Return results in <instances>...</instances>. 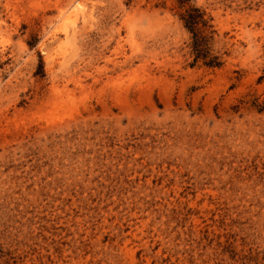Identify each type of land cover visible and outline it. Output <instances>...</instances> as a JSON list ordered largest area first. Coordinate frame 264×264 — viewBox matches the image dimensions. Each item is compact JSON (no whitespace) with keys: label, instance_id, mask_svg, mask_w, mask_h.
Instances as JSON below:
<instances>
[{"label":"rangeland","instance_id":"rangeland-1","mask_svg":"<svg viewBox=\"0 0 264 264\" xmlns=\"http://www.w3.org/2000/svg\"><path fill=\"white\" fill-rule=\"evenodd\" d=\"M0 264H264V0H0Z\"/></svg>","mask_w":264,"mask_h":264},{"label":"trees","instance_id":"trees-1","mask_svg":"<svg viewBox=\"0 0 264 264\" xmlns=\"http://www.w3.org/2000/svg\"><path fill=\"white\" fill-rule=\"evenodd\" d=\"M184 24L194 35V50L197 52L198 58L207 59L206 64L211 66L221 65L219 56H211L209 51L205 49V36H201L204 27H207V20L204 18L205 13L198 7H191L182 14Z\"/></svg>","mask_w":264,"mask_h":264}]
</instances>
